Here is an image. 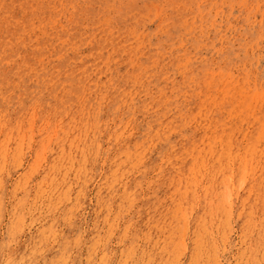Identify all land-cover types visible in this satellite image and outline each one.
I'll list each match as a JSON object with an SVG mask.
<instances>
[{
  "label": "rangeland",
  "instance_id": "1",
  "mask_svg": "<svg viewBox=\"0 0 264 264\" xmlns=\"http://www.w3.org/2000/svg\"><path fill=\"white\" fill-rule=\"evenodd\" d=\"M0 264H264V0H0Z\"/></svg>",
  "mask_w": 264,
  "mask_h": 264
},
{
  "label": "bare ground",
  "instance_id": "2",
  "mask_svg": "<svg viewBox=\"0 0 264 264\" xmlns=\"http://www.w3.org/2000/svg\"><path fill=\"white\" fill-rule=\"evenodd\" d=\"M228 55L231 57V54L228 53ZM201 65L200 67L202 68L204 66V62L201 61L200 62ZM195 72H197V69L195 68V66H193V71H192V74H194ZM233 87H237L236 84H234ZM177 105L178 107H180V110L182 109V105L181 104H175ZM138 107V106H137ZM85 108V107H84ZM183 112V110H181V113ZM216 116H218V113L216 114ZM36 117V116H35ZM160 117V116H159ZM176 132L178 131V127L175 128ZM90 132L92 134H94V136L96 135V130L94 129H90ZM192 136H195V134L193 133H187V132H183L182 133H178L175 137H177L176 139H170V140H167L165 143H164V146L167 147L168 145H170L171 143H174L176 141H179L181 143H191L193 141V137ZM140 149H143L142 146L140 145H137L136 147H134V149H132L130 151V153L127 155V158L125 160V164L126 162H128L129 164H131L133 167H138L139 164H142L146 161V156L144 153H141ZM97 149H94L93 150V154L94 153H97ZM148 162V161H146ZM119 171L124 173L127 177L130 175V174H126L127 173V169L124 167V164L121 165L119 167ZM45 188V187H44ZM48 190V189H47ZM43 193V192H42ZM183 217V216H182ZM123 218V217H122ZM186 220V219H185ZM186 222V221H185ZM72 229L70 228V231L69 233H66L64 238L66 239V241H70L71 237H73L74 234H72Z\"/></svg>",
  "mask_w": 264,
  "mask_h": 264
}]
</instances>
